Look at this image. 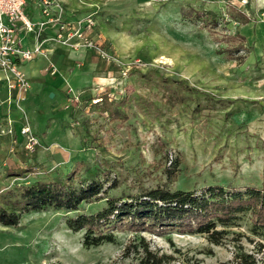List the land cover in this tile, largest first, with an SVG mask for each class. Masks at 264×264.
I'll use <instances>...</instances> for the list:
<instances>
[{"label":"rangeland","instance_id":"374dc122","mask_svg":"<svg viewBox=\"0 0 264 264\" xmlns=\"http://www.w3.org/2000/svg\"><path fill=\"white\" fill-rule=\"evenodd\" d=\"M61 5L63 20L83 29V38L69 46L52 39L54 29L44 31L42 53L33 57L45 59L41 71L31 75L28 61L21 63L29 79L25 92L11 88L0 68V193L64 176L79 162L111 173L102 177L99 198L82 202L77 213L97 211L106 196L139 195L164 182L184 191L264 188V0ZM188 7L213 12L216 24L184 16ZM26 12L37 18L35 8ZM236 33L244 47L230 54L228 47L239 42L227 37ZM19 36L33 47V36ZM31 135L36 142L29 148ZM175 157L168 182L166 168ZM17 170L22 176L11 175ZM78 173L85 175L83 166ZM74 214L47 208L21 212L16 225L0 223V264H136L138 254L122 255L133 231L114 229L112 242L85 246V230L67 225ZM251 222L242 213L233 225H218L226 230L218 243L176 229L136 235L170 255L168 264H228L235 251L264 252L262 233Z\"/></svg>","mask_w":264,"mask_h":264},{"label":"trees","instance_id":"16d2710c","mask_svg":"<svg viewBox=\"0 0 264 264\" xmlns=\"http://www.w3.org/2000/svg\"><path fill=\"white\" fill-rule=\"evenodd\" d=\"M184 16H195L202 20L204 26L216 24V15L211 11L195 10L192 7L182 8ZM236 17V15H231ZM242 23L248 22L245 13L237 12ZM238 40L232 51L244 47V36L236 33L227 40ZM232 49V50H231ZM231 50V51H230ZM168 157V155H167ZM177 158H172L166 168L167 181L174 176ZM83 166L85 175L78 173ZM111 172L103 165L91 168L87 164L77 163L64 176L50 179H36L30 183L15 184L0 193V223L2 225L18 224L19 215L25 211H36L47 208L75 211L69 216L67 225L74 231L84 229L83 244L95 246L114 240V229L131 230L134 236L129 240L122 255L138 254L136 264H168L171 256L160 253L150 246V242L141 231L165 233L176 229L181 233H205L213 243H218L225 229L235 223L242 213H248L252 230L262 233L264 240V188L247 186L243 189L231 184L224 188L221 185H207L199 191L171 190L167 184L160 183L153 188L142 190L139 195L122 193L119 196H106L105 204L91 213H77L82 202H91L99 198L105 179ZM22 172L13 171L11 175L22 176ZM112 179L109 187L115 185ZM263 230V231H261ZM261 253V256H259ZM228 264H264V252L238 250Z\"/></svg>","mask_w":264,"mask_h":264},{"label":"built area","instance_id":"2783aa9c","mask_svg":"<svg viewBox=\"0 0 264 264\" xmlns=\"http://www.w3.org/2000/svg\"><path fill=\"white\" fill-rule=\"evenodd\" d=\"M32 7L37 10V18H31L26 12ZM92 24L91 18L86 19V27H91ZM74 26L63 20L61 0H0V68L8 72L10 87L20 92H25L29 87V79L22 71L21 63L42 53L39 40L44 31L54 29L52 39L72 46V40H81L84 33L83 29ZM21 31L33 36L32 48L24 45L19 36ZM22 130L23 133L29 132L25 127ZM35 142L31 135L28 140L29 148Z\"/></svg>","mask_w":264,"mask_h":264},{"label":"crops","instance_id":"0c3cea01","mask_svg":"<svg viewBox=\"0 0 264 264\" xmlns=\"http://www.w3.org/2000/svg\"><path fill=\"white\" fill-rule=\"evenodd\" d=\"M53 58H54V53ZM45 63V59L43 57H36L35 59L28 61L25 71L31 75L38 74L41 71V68L43 67ZM2 74V73H0Z\"/></svg>","mask_w":264,"mask_h":264}]
</instances>
